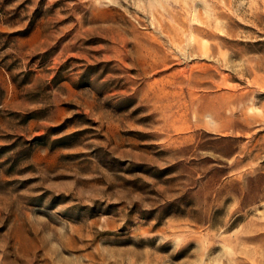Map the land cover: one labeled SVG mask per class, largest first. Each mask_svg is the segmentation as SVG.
<instances>
[{"label":"rangeland","instance_id":"obj_1","mask_svg":"<svg viewBox=\"0 0 264 264\" xmlns=\"http://www.w3.org/2000/svg\"><path fill=\"white\" fill-rule=\"evenodd\" d=\"M0 264H264V0H0Z\"/></svg>","mask_w":264,"mask_h":264}]
</instances>
